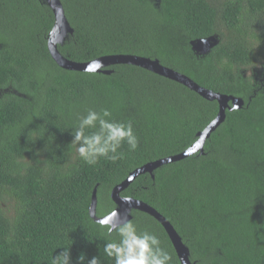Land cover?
<instances>
[{
    "label": "trees",
    "instance_id": "16d2710c",
    "mask_svg": "<svg viewBox=\"0 0 264 264\" xmlns=\"http://www.w3.org/2000/svg\"><path fill=\"white\" fill-rule=\"evenodd\" d=\"M73 33L59 53L86 63L139 55L199 86L240 98V109L203 151L137 177L121 193L155 208L175 228L195 264H264V0H61ZM55 23L43 0H0V264H114L90 216L114 211L115 186L143 165L183 153L219 113L190 88L135 65L103 72L64 70L50 54ZM214 37L206 53L193 42ZM109 109L139 137L124 158L83 163L70 146L77 117ZM181 264L160 222L133 210ZM85 259L81 262L80 257Z\"/></svg>",
    "mask_w": 264,
    "mask_h": 264
},
{
    "label": "water",
    "instance_id": "95a60500",
    "mask_svg": "<svg viewBox=\"0 0 264 264\" xmlns=\"http://www.w3.org/2000/svg\"><path fill=\"white\" fill-rule=\"evenodd\" d=\"M43 1L51 7L55 16V23L48 37L49 51L55 62L62 69L68 71H76V72H88V73L103 72L106 74H110L111 71L106 69L109 66L120 65V64L135 65L145 70L151 71L152 73H155L157 75H161L163 77L169 78L170 80L176 81L190 88L191 90L199 93L206 100L216 101L218 103L219 113L217 117L207 126L206 129H204V131L198 134V140L191 148L178 155L157 160L154 162H149L143 165L142 167L136 169L134 172L129 174L128 178L125 181L115 186L111 193V199L116 205L114 210L119 213V216L121 218L127 217L129 220H131L132 219L131 212L133 210L140 211L150 215L158 222H160L161 225L166 230L173 244V247L176 251V254L179 258L180 263L195 264L190 260V251L188 247L183 243L181 237L179 236L175 228L163 215H161V213H159L155 208L151 207L150 205L133 198H131L132 203L127 204L124 202L123 199L124 197L121 196V193L124 190H126L133 183V181L140 175L153 174L155 170H157L158 168L164 165L183 160L186 157H189L197 153L198 151L202 152L206 139L211 135L213 131H215L225 121L226 111L233 109H240L241 106L244 104V101L240 98L223 95L220 93L213 92L212 90L206 89L204 87H201L186 75L176 72L171 68L164 66L163 64L160 63L158 59H151L139 55L123 54V55L105 56L86 63H78L68 60L64 58L58 51V45L63 44L66 37L69 34L73 33V29L71 28V25L65 16V11L62 2L61 0H43ZM216 43L217 40L214 37H212L205 40L194 41L192 44H193V48L196 51L200 53H206ZM97 62H99V66H97ZM89 212L92 219H94L96 222L98 221L99 218H101V217H97L96 215L97 213L96 191L92 196V202ZM119 222L120 221L118 220L117 223Z\"/></svg>",
    "mask_w": 264,
    "mask_h": 264
},
{
    "label": "clouds",
    "instance_id": "9594fccd",
    "mask_svg": "<svg viewBox=\"0 0 264 264\" xmlns=\"http://www.w3.org/2000/svg\"><path fill=\"white\" fill-rule=\"evenodd\" d=\"M77 120L72 129L70 146L75 149L79 159L89 166H96L101 159L112 162L123 159L124 153L120 149L124 145L133 152L139 146V137L133 124L114 121L112 112L107 108L99 112L88 109ZM123 199L127 204L132 203L130 197ZM97 223L106 238L102 254L114 264H171L172 255L162 246L157 234L138 230L132 220L121 218L117 211L99 218ZM65 249L59 256H53L52 264H71L70 248ZM84 259L81 255V262ZM89 264H101V260L93 257Z\"/></svg>",
    "mask_w": 264,
    "mask_h": 264
}]
</instances>
